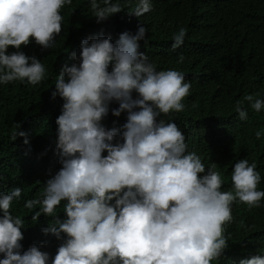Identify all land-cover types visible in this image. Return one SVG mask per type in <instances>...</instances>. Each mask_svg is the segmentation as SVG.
<instances>
[{
	"label": "clouds",
	"instance_id": "clouds-1",
	"mask_svg": "<svg viewBox=\"0 0 264 264\" xmlns=\"http://www.w3.org/2000/svg\"><path fill=\"white\" fill-rule=\"evenodd\" d=\"M71 4L0 0V84L36 86L44 80L41 61L20 49L53 47L62 31L60 10ZM102 5L91 0L98 23L122 11L112 0H102ZM153 11V0H139L128 12L148 17ZM146 32L145 27L135 35L124 32L115 44L110 38L85 39L80 62L62 67L53 93L64 101H59L61 114L55 121L62 167L46 181L40 198L24 204L28 210L39 206L33 221L49 219L42 229L44 240L41 247L20 243L24 221L10 209L22 189L0 193V264H211L228 247L225 225L233 221L236 208L260 207L264 191L257 190L261 175L255 162L229 165L233 188L226 191L221 155L202 146L200 154L190 148L191 127L183 121L182 101L192 81L185 82L181 69L157 71L149 56L138 52ZM186 35L180 28L169 49H179ZM9 47L17 51L9 54ZM184 59L180 55L177 63ZM257 95L236 102L241 120L247 119L245 102L257 113L264 108ZM113 116L117 125L106 129L102 120L112 123ZM20 127L15 125L13 140L26 136ZM254 134L259 140L264 132ZM235 263L228 259L222 264ZM240 264H264V256Z\"/></svg>",
	"mask_w": 264,
	"mask_h": 264
},
{
	"label": "trees",
	"instance_id": "trees-1",
	"mask_svg": "<svg viewBox=\"0 0 264 264\" xmlns=\"http://www.w3.org/2000/svg\"><path fill=\"white\" fill-rule=\"evenodd\" d=\"M97 2L103 6L102 0ZM112 2H118L122 11L99 23L91 10V0H72L71 5H65L60 10L62 31L53 47L43 49L29 44L20 49L41 61L44 80L36 86L26 81L0 84V193L22 189L20 199L14 200L10 209L14 217L24 221L20 243L26 240L41 247L42 229L49 219L40 216L33 221L31 217L39 206L28 210L24 204L40 198L46 181L62 167L56 149L55 121L61 114L59 101H64L53 96L56 77L64 65L80 62L83 40L110 38L115 44L120 34L135 35L139 27L147 32L138 42V52L149 56L157 71L181 69L185 82L192 81V90L182 101L186 109L183 121L191 127L187 130L190 148L200 154L202 146L213 156L221 155L226 161L220 167L226 191L233 188L229 165L243 159L249 164L255 162L261 175L257 190L264 191V135L257 140L254 134L257 130L264 132V108L257 113L245 102L246 120L235 112L236 102L245 95L258 94L257 98L264 100V0H153L154 11L148 17L129 14L139 0ZM180 28L187 30L184 43L171 51L168 46H172V37ZM13 51L17 50L9 47L8 53ZM180 55L185 58L183 63H177ZM114 106L115 102L110 105ZM117 123L114 116L112 123L106 117L102 120L109 130ZM16 124L26 136L13 140ZM260 203L251 211L245 206L236 208L233 221L225 225L228 247L211 264L228 259L240 264L241 260L264 256V199ZM24 251L25 247L21 254Z\"/></svg>",
	"mask_w": 264,
	"mask_h": 264
}]
</instances>
